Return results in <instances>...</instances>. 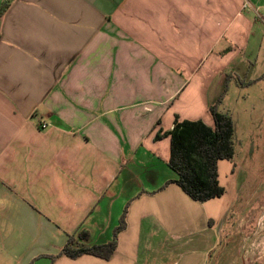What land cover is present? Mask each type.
Here are the masks:
<instances>
[{"label": "crops", "instance_id": "crops-1", "mask_svg": "<svg viewBox=\"0 0 264 264\" xmlns=\"http://www.w3.org/2000/svg\"><path fill=\"white\" fill-rule=\"evenodd\" d=\"M252 1L0 0V264L229 259L236 215L264 213V192L192 199L169 133L214 125V79L247 49ZM125 212L110 259L60 254L70 235L112 242Z\"/></svg>", "mask_w": 264, "mask_h": 264}, {"label": "rangeland", "instance_id": "rangeland-1", "mask_svg": "<svg viewBox=\"0 0 264 264\" xmlns=\"http://www.w3.org/2000/svg\"><path fill=\"white\" fill-rule=\"evenodd\" d=\"M254 1L246 4L255 24L247 49L233 63L236 69L229 68L223 78L225 81L227 73L236 74L235 80L238 77L242 85L234 79L227 81L226 91L218 104V111L233 120L235 151L233 161L221 160L218 163L219 181L228 191L220 197L221 207L239 197L235 195V188L243 195L245 187L253 195L258 191L264 192V5L260 4L264 0ZM222 82V78L214 79L212 89L223 91ZM232 169L237 178L231 175ZM262 199L264 202V196ZM237 207H243L242 200ZM245 217L236 215V226L229 239L233 245L221 249L229 259L218 264H252L255 260H264V213L252 215L250 219Z\"/></svg>", "mask_w": 264, "mask_h": 264}, {"label": "trees", "instance_id": "trees-1", "mask_svg": "<svg viewBox=\"0 0 264 264\" xmlns=\"http://www.w3.org/2000/svg\"><path fill=\"white\" fill-rule=\"evenodd\" d=\"M235 76L236 74L227 73L224 89L217 101L210 107L214 121L213 126H207L201 120L179 121L176 119L173 129L169 133L171 139L169 165L177 174V179L173 182L177 183L196 201L206 202L220 198L226 193L225 187L219 181L218 163L221 160H234V124L229 115L218 111V104L226 91V82L235 80ZM235 81L242 85V81L238 77ZM125 216L126 212L120 225L114 231L112 242L87 246L80 242L83 239L81 234L70 235L60 254H65L73 259L83 254L110 259L117 248L116 236L126 227Z\"/></svg>", "mask_w": 264, "mask_h": 264}, {"label": "built area", "instance_id": "built-area-1", "mask_svg": "<svg viewBox=\"0 0 264 264\" xmlns=\"http://www.w3.org/2000/svg\"><path fill=\"white\" fill-rule=\"evenodd\" d=\"M41 127L45 128L46 127V124L45 123H42Z\"/></svg>", "mask_w": 264, "mask_h": 264}]
</instances>
